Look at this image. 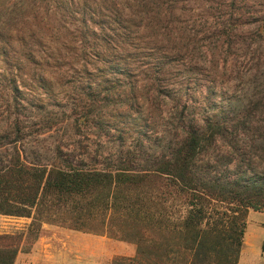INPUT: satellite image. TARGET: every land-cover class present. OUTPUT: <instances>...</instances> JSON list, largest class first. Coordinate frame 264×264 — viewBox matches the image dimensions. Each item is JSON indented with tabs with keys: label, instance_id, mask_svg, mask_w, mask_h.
<instances>
[{
	"label": "trees",
	"instance_id": "1",
	"mask_svg": "<svg viewBox=\"0 0 264 264\" xmlns=\"http://www.w3.org/2000/svg\"><path fill=\"white\" fill-rule=\"evenodd\" d=\"M0 61V213L133 243L112 264H236L264 211V0H0Z\"/></svg>",
	"mask_w": 264,
	"mask_h": 264
},
{
	"label": "rangeland",
	"instance_id": "2",
	"mask_svg": "<svg viewBox=\"0 0 264 264\" xmlns=\"http://www.w3.org/2000/svg\"><path fill=\"white\" fill-rule=\"evenodd\" d=\"M1 65L3 64L0 61V70L3 69ZM3 83L4 81H0L1 106L6 94L1 85ZM257 219L264 221V213L257 214L251 211L246 217V228L247 231L253 230V233L259 235L262 231L261 227L255 223ZM28 222L29 218L25 216L0 213V232H14L21 229L24 231L20 249L15 255L13 264H112L114 256H126L120 253L123 248L127 249L130 246L134 251V245L129 241L116 239L104 233L85 232L64 226L63 228L53 227L46 234L42 231L44 234L42 241L35 247L36 238L31 239L26 231ZM39 232L41 230L38 231L37 236ZM247 247L248 251L252 250L250 243ZM116 261L119 262V260ZM260 263L264 264V259L254 264Z\"/></svg>",
	"mask_w": 264,
	"mask_h": 264
},
{
	"label": "crops",
	"instance_id": "3",
	"mask_svg": "<svg viewBox=\"0 0 264 264\" xmlns=\"http://www.w3.org/2000/svg\"><path fill=\"white\" fill-rule=\"evenodd\" d=\"M251 211L255 212L257 214L264 213V211H261V210L251 209V210L247 211L246 217L250 214ZM255 223L261 227L262 233L257 235V234L252 232L253 230L247 231V228H246L247 222H245L242 245H241V248L239 250V254L237 257L236 264H254L255 262H260L264 259V253L260 252V249H259L260 241L264 237V221H262L261 219H257V220H255ZM53 227H60L61 228L62 226L50 224V223H42L41 224V228H40L41 232H39V235L36 237V239L34 241L35 247L41 243L42 235H44L43 233L46 234V232L51 231ZM49 228H50V230H47ZM42 231H43V233H42ZM248 243H250L252 245L251 251H248L249 250V248L247 247ZM133 252L134 251H133L132 247H130V246H128L127 249L123 248L120 251L121 254H124L126 256H131L133 254Z\"/></svg>",
	"mask_w": 264,
	"mask_h": 264
}]
</instances>
